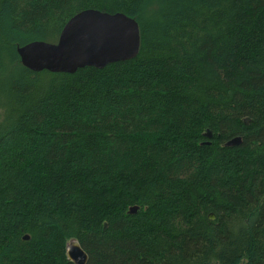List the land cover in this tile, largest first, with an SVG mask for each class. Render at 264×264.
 I'll return each instance as SVG.
<instances>
[{
	"label": "trees",
	"instance_id": "16d2710c",
	"mask_svg": "<svg viewBox=\"0 0 264 264\" xmlns=\"http://www.w3.org/2000/svg\"><path fill=\"white\" fill-rule=\"evenodd\" d=\"M89 8L138 21L135 58L22 64ZM73 239L87 264H264V0H0V264H75Z\"/></svg>",
	"mask_w": 264,
	"mask_h": 264
},
{
	"label": "water",
	"instance_id": "95a60500",
	"mask_svg": "<svg viewBox=\"0 0 264 264\" xmlns=\"http://www.w3.org/2000/svg\"><path fill=\"white\" fill-rule=\"evenodd\" d=\"M140 45V27L135 18L123 12L89 8L66 22L57 42L32 41L19 45L17 52L22 64L33 71L74 73L86 66L103 68L112 62L135 58ZM240 141L238 137L228 144ZM210 217L214 219L215 215L210 213ZM66 251L69 261L87 264L89 256L78 240H71Z\"/></svg>",
	"mask_w": 264,
	"mask_h": 264
}]
</instances>
